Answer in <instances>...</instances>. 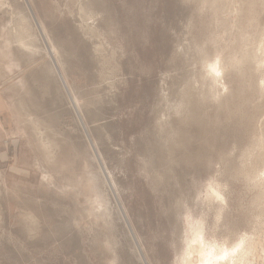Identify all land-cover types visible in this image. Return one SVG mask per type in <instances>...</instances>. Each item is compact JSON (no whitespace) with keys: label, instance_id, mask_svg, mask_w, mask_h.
Returning a JSON list of instances; mask_svg holds the SVG:
<instances>
[{"label":"rangeland","instance_id":"obj_1","mask_svg":"<svg viewBox=\"0 0 264 264\" xmlns=\"http://www.w3.org/2000/svg\"><path fill=\"white\" fill-rule=\"evenodd\" d=\"M262 40L264 0H0V264H264Z\"/></svg>","mask_w":264,"mask_h":264},{"label":"bare ground","instance_id":"obj_2","mask_svg":"<svg viewBox=\"0 0 264 264\" xmlns=\"http://www.w3.org/2000/svg\"><path fill=\"white\" fill-rule=\"evenodd\" d=\"M262 42H264V40H262ZM262 47H264L263 44H261ZM262 49V48H261ZM264 59V58H263ZM214 69V68H213ZM217 69V68H216ZM218 71V70H217ZM194 231V230H193ZM202 232V230H201ZM198 234V233H197ZM191 235V234H190ZM203 235V234H202ZM196 236V235H195ZM194 239V237H193ZM195 245L196 248H194L193 253L197 252L199 254L200 257V264H233V260L231 259L230 254H235V250H228L226 247L225 249H222V252L220 253L221 249H217L216 246H206V242L203 238V236H199L196 237L193 241H192ZM226 244V243H225ZM187 245V244H186ZM194 245V247H195ZM241 246V245H240ZM190 247H192V245H190ZM242 247V246H241ZM241 249V248H239ZM217 250H220L219 252ZM244 250V249H243ZM238 252V250H237ZM241 252V251H240ZM188 253V252H187ZM191 253V254H193ZM233 254V255H234ZM236 255V254H235ZM191 256V255H189ZM183 257V256H182ZM192 258V257H191ZM235 259V258H234ZM241 259V258H240ZM183 260V259H182ZM185 262V261H184ZM241 262V261H240ZM235 263V262H234ZM181 264V263H180ZM187 264H192L190 262H188ZM237 264V263H236ZM239 264H243L239 263Z\"/></svg>","mask_w":264,"mask_h":264}]
</instances>
